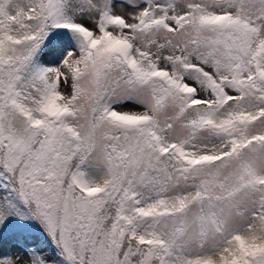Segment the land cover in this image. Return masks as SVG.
Wrapping results in <instances>:
<instances>
[{
  "label": "snow or ice",
  "instance_id": "obj_1",
  "mask_svg": "<svg viewBox=\"0 0 264 264\" xmlns=\"http://www.w3.org/2000/svg\"><path fill=\"white\" fill-rule=\"evenodd\" d=\"M0 264H264V0H0Z\"/></svg>",
  "mask_w": 264,
  "mask_h": 264
}]
</instances>
